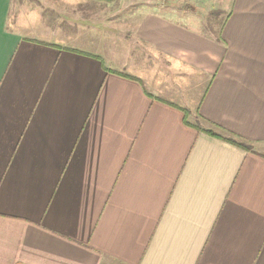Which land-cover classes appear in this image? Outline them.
<instances>
[{"label":"crops","instance_id":"obj_1","mask_svg":"<svg viewBox=\"0 0 264 264\" xmlns=\"http://www.w3.org/2000/svg\"><path fill=\"white\" fill-rule=\"evenodd\" d=\"M53 1L0 0V264H264V0L104 50Z\"/></svg>","mask_w":264,"mask_h":264},{"label":"rangeland","instance_id":"obj_2","mask_svg":"<svg viewBox=\"0 0 264 264\" xmlns=\"http://www.w3.org/2000/svg\"><path fill=\"white\" fill-rule=\"evenodd\" d=\"M63 2L56 0L43 3L41 7L46 12L52 11L51 18L56 19L62 26L60 30L64 34H69L67 44L76 45L78 42V47L82 50L86 49L81 43L91 38L95 42L92 44L96 46L93 49L102 50L107 46H117L118 49L125 48L126 44L137 43L130 31L135 27L138 15L145 13L169 15L174 20L184 21L181 14L185 12L187 18L191 19V26L202 25V30L212 34L213 30H218L224 16L218 10H224L229 4V1H226L220 8H216V0H75L70 4ZM135 13L138 15H134ZM49 19L47 16V20ZM109 59H105V62H110Z\"/></svg>","mask_w":264,"mask_h":264},{"label":"trees","instance_id":"obj_3","mask_svg":"<svg viewBox=\"0 0 264 264\" xmlns=\"http://www.w3.org/2000/svg\"><path fill=\"white\" fill-rule=\"evenodd\" d=\"M208 133H210V134H212V135H213V133H212V132H210V131H209Z\"/></svg>","mask_w":264,"mask_h":264}]
</instances>
